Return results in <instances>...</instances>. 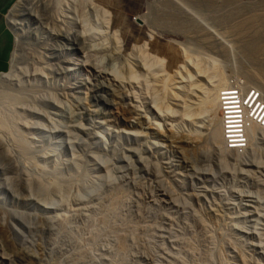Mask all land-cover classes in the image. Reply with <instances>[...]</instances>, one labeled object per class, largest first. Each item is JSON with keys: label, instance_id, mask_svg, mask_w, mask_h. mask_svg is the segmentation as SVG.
<instances>
[{"label": "rangeland", "instance_id": "rangeland-1", "mask_svg": "<svg viewBox=\"0 0 264 264\" xmlns=\"http://www.w3.org/2000/svg\"><path fill=\"white\" fill-rule=\"evenodd\" d=\"M171 1L181 16L168 0H22L11 9L16 42L0 90L20 99L0 106L15 119L0 125V264H264V130L252 134L247 154L223 153L204 110L185 120L181 104L200 65L264 90V55L251 53L253 30L264 44V23H252L264 0ZM241 26L248 31L240 35ZM129 61L140 77L131 95L151 124L134 117L129 94L112 104L104 91L110 76L130 78ZM177 64L186 81L172 88L177 99L164 100L148 70L159 78ZM171 124L198 129V140ZM109 181L121 194L113 207Z\"/></svg>", "mask_w": 264, "mask_h": 264}, {"label": "bare ground", "instance_id": "bare-ground-1", "mask_svg": "<svg viewBox=\"0 0 264 264\" xmlns=\"http://www.w3.org/2000/svg\"><path fill=\"white\" fill-rule=\"evenodd\" d=\"M22 1V0H21ZM21 1L15 6V8L17 7V6H19L20 5V3H21ZM169 2H168V7L170 6V7H172L171 9H177L178 11H180V12H177L178 13V16L180 15L181 16V13L183 14L184 13V8H181V7H179V6H176L171 0H168ZM214 2V1H213ZM172 5V6H171ZM162 8V7H161ZM170 9V10H171ZM176 10V11H177ZM176 11H174V12H176ZM171 12H172V10H171ZM168 14V13H167ZM163 15V14H162ZM166 15V14H165ZM172 15V14H171ZM260 15V14H259ZM251 16V15H250ZM255 16V15H254ZM257 16V15H256ZM139 17V16H138ZM176 17V16H175ZM185 17H187L186 15H185ZM15 18V17H14ZM170 18V17H169ZM174 18V17H173ZM172 18V19H173ZM254 18V17H253ZM161 19V18H160ZM159 19V20H160ZM172 19H170V20H172ZM15 20V19H14ZM164 20H166V19H164ZM163 20V21H164ZM243 20V19H242ZM245 20V19H244ZM249 21V20H248ZM257 21H260V22H262V23H264V14H262L260 17H258V18H254V21L252 22V23H255V22H257ZM166 23H167V21H165ZM246 22V21H245ZM165 23V24H166ZM168 23H171V21L170 22H168ZM177 23V22H176ZM238 23V22H237ZM242 23V22H241ZM163 24V23H162ZM184 21H182L181 22V24H179V25H181V27H184ZM187 24V23H186ZM192 24V23H191ZM262 25V24H261ZM238 26V25H237ZM260 27V26H259ZM188 28V27H187ZM242 28V26L240 27V35L243 33V32H245V31H248V30H243V28ZM250 28V27H249ZM247 29V28H246ZM237 31V30H236ZM72 32V31H71ZM75 32H77V31H75ZM253 32L254 33H252V37L254 36V37H256V40L257 41H254L255 39H253V41L254 42H252V47H251V49H252V51L253 52H251V51H248V52H251V53H253V54H262V55H264V44H261L263 41V39H257L258 37L259 38H261V36H256L257 34H258V32H259V30H257V29H255V30H253ZM260 33V32H259ZM264 34V33H263ZM77 39L78 40H80V41H83L82 39L84 38L85 39V41H86V34H85V32L84 31H81V30H78V33H77ZM239 36V35H238ZM250 36V35H249ZM242 37V36H241ZM251 37V38H252ZM250 39V38H249ZM250 44V43H249ZM16 45H18V44H16ZM18 48V47H17ZM143 51V50H142ZM146 53V52H145ZM146 55V54H145ZM151 55V54H150ZM141 56V55H140ZM152 56V55H151ZM156 57V56H155ZM146 58H149V56L148 57H146ZM145 58V59H146ZM152 58L154 59V57L152 56ZM152 58H150V59H152ZM160 57H158V59H157V57L155 58V61L157 60H159L157 63H159L160 65L162 64V63H164L163 62V59L162 58H160ZM188 58H189V56H188ZM186 59V58H185ZM193 59V58H192ZM188 60V59H187ZM191 60V59H190ZM132 61V60H131ZM147 61V60H146ZM199 61V60H198ZM133 62V61H132ZM132 62H128V63H130V66H129V68H130V71H129V75H128V78H129V76H130V74H131V76H133V77H131L130 76V78H132V79H128V80H124L121 76H110L109 78H108V80H104L105 82H104V85H103V88H104V91H105V93H106V95H109L110 96V99L112 100V101H110V102H112V104L116 101L115 100V98H117L118 97V94H120L121 95V93H123V94H129V96H130V100H133L134 102L132 103V106H130L131 107V110H135V115L136 116H134V117H138L137 119H139V118H141L142 119V121L144 120V121H147L148 122V116H147V112H148V114H149V110H147V112L145 111V109L144 108H138L139 106H137V104H138V102H137V104H136V101H135V99L133 98V97H135L136 96V93H135V96H133L132 97V95L134 94H132L131 95V92H133L132 90L134 89L132 86H128V85H133L134 86V80L136 79V77L138 76H135V74H134V71H135V69H134V64L132 63ZM143 62V61H142ZM145 62V61H144ZM150 62V61H149ZM156 63V64H157ZM202 63V62H201ZM127 64V63H126ZM145 65V67H147L148 69H151V63H149L148 64V62H146V63H144ZM158 64V65H159ZM207 64V63H206ZM154 65V64H153ZM184 66V65H183ZM201 66V65H200ZM199 66V68L196 70L197 71V74H198V72L200 73L199 75H201V76H199V75H197L198 76V80L196 81V82H194V78L192 79V77L191 76H189V75H191L190 74V72H193V71H190L188 68H187V70L189 71V73L187 74L186 72V74L189 76V77H191V78H189V79H191V80H193V82L194 83H188V85L190 86L189 88L191 89V87H192V89L190 90L189 89V93H188V90H186L185 91V93L187 92L188 94L187 95H185V96H187L186 97V99L185 100H183L184 101V103H182L181 101H178V103H180L181 102V104H183L184 105V110H185V113H183L184 114V118H185V120L189 117H187L186 118V115L185 114H187V113H189V112H191V110H192V112H193V109L195 108V109H197V108H200V110L201 109H203L204 111L203 112H205L206 113V117H207V120L206 121H208V126H206V127H208L206 130H208V133L210 134V138L214 141V142H216L217 144H219L220 146H221V148H220V150H222V152L224 153V150L226 149L225 148V146H224V141H223V136H222V127H221V120H220V116H219V92H220V90L223 88H221V86H223V85H225L226 83H227V77L225 76V74H224V71L223 70H221L220 68H218V66H216L215 65V70L214 71H207L208 69L206 68V69H204L205 67V65L203 66V67H200ZM177 68L174 70V72L173 73H168V72H166V71H163L162 69L160 70L159 69V71H162V73L159 75V73H158V75H159V78L157 77V76H155L154 75V73L156 72L155 71V69H154V71L152 70V71H149L148 70V73H150L151 74V77H152V79H153V84H151V82H150V80H146L145 81V83H149V85L150 86H153L152 88H154L155 87V89H157V87H159V89H161V91L163 92V93H165L164 94V96H163V99H164V97L166 96L167 97V95H168V97H170V98H172L173 100H175V99H177V95H176V93H175V91L172 89V88H177V84H178V82L180 81V79H182V81H186V80H184V78L186 77H182L181 78V75H182V73H184V71L182 70V69H186V68H179V64H177V66H176ZM197 67H198V65H197ZM158 68V67H157ZM212 68V67H211ZM193 69V68H192ZM195 69H196V67H195ZM186 70V71H187ZM194 70V69H193ZM128 71V70H127ZM142 71V70H141ZM144 71V70H143ZM183 71V72H182ZM187 71V72H188ZM154 72V73H153ZM195 72V71H194ZM109 74H112V73H109ZM143 74V73H142ZM186 74H184V75H186ZM113 75V74H112ZM6 76H7V74L5 75V74H3V75H1L0 76V83H2V82H4V81H6L7 80V78H6ZM146 76V75H145ZM150 76V75H149ZM192 76H193V74H192ZM197 76H196V78H197ZM139 77V76H138ZM137 77V78H138ZM195 77V76H194ZM199 77H201L200 78V80H199ZM135 78V79H134ZM140 78V77H139ZM187 78V77H186ZM208 78H210V80H208L207 81V79ZM260 78V77H259ZM146 79V78H145ZM150 79V78H149ZM138 80V79H137ZM144 80V79H143ZM206 80V81H205ZM149 81V82H148ZM181 81V82H182ZM188 81V80H187ZM230 81H237V82H243V81H241V80H238V79H232V80H230ZM229 81V82H230ZM135 82H136V80H135ZM139 81H137V83H138ZM160 82V83H159ZM181 82H179V84L181 83ZM136 83V84H137ZM140 83V82H139ZM138 83V84H139ZM143 83H144V81H143ZM144 83V84H145ZM183 83H185V82H183ZM138 84L136 85V88L137 87H141V84H140V86H138ZM146 85V84H145ZM144 85V86H145ZM182 85V84H181ZM180 85V86H181ZM185 85V84H184ZM148 86V85H147ZM135 87V86H134ZM184 87V86H183ZM221 88V89H220ZM138 89V88H137ZM140 89V88H139ZM145 89H146V87H145ZM154 89V90H155ZM182 89V86H181V88H180V90ZM220 89V90H219ZM143 90V89H142ZM147 90H149V88L147 89ZM158 90V89H157ZM184 90H185V88H184ZM183 90V91H184ZM219 90V91H218ZM135 91V90H134ZM151 91V90H150ZM161 91H160V93H161ZM176 91H178V90H176ZM18 92V91H17ZM136 92V91H135ZM146 92V91H145ZM159 92V91H158ZM160 93H158V94H160ZM180 93H181V91H180ZM184 93V94H185ZM17 94L18 93H16L15 92V94L14 93H12V92H4V91H1L0 90V106L1 107H3V108H5V107H7V106H9V108L8 109H11L10 108V105H9V101L8 100H6V102L4 103V98H6V97H12L14 100H15V105L19 102V99H20V97L19 96H17ZM152 94V93H151ZM178 94V93H177ZM142 95V94H141ZM155 95H157V94H155ZM179 95V94H178ZM146 96H148V94L146 95ZM153 96V95H152ZM137 97L139 98V93H138V95H137ZM136 97V98H137ZM149 97V96H148ZM153 98H154V96H153ZM22 99V98H21ZM109 99V100H110ZM146 99V98H145ZM168 99V98H167ZM180 99V98H179ZM165 100V99H164ZM129 101V100H128ZM138 101V100H137ZM142 101H143V99H142ZM146 101V100H145ZM169 101V100H168ZM174 102V101H173ZM172 102V103H173ZM4 103V104H3ZM129 103H131V102H129ZM129 103H128V106H129ZM167 103V102H166ZM126 105H127V102L125 103ZM139 105V104H138ZM141 105V104H140ZM143 106V105H142ZM151 106H152V108H153V110L156 112V113H158V115H160V118L161 117H163V119H164V117H165V119L167 118L168 119V117H169V115L168 114H166L164 111H166L165 109L166 108H164L163 107V105L161 104H159L158 102H156L155 100H154V103L152 102V104H151ZM88 107H91V106H86L85 107V109L86 108H88ZM128 108V107H127ZM168 108V107H167ZM142 109H144V110H142ZM130 110V111H131ZM150 110H151V108H150ZM152 110V111H153ZM168 110V109H167ZM4 110H2V109H0V125L2 126V124H3V122L5 121L4 120V118L5 119H7V120H11V122L13 121V119H14V116H12V115H14V114H12V112L10 113V112H7L8 113V115H10V116H12V117H8V118H6L7 116H6V113L5 112H3ZM9 111H11V110H9ZM129 111V112H130ZM145 111V112H144ZM194 111H196V110H194ZM198 109H197V115H198ZM202 111V110H201ZM201 111H199L200 112V114H204V113H201ZM168 112V111H167ZM87 113L88 114H92L91 116H100V115H102L103 113L100 111V110H97V109H95V108H93L92 109V107L91 108H89L88 110H87ZM165 113V114H164ZM195 113V112H194ZM195 113V114H196ZM132 114H133V112H132ZM133 114V115H134ZM195 114H193L194 116L193 117H195V118H197L196 117V115ZM132 115V116H133ZM168 117H167V116ZM103 116V115H102ZM131 116V117H132ZM173 116V115H172ZM183 116V115H182ZM133 117V118H134ZM10 118V119H9ZM135 118V119H136ZM134 119V120H135ZM141 119H139V120H141ZM180 119V118H179ZM15 120V119H14ZM149 120H150V118H149ZM181 120H183V119H181ZM191 120H194L195 121V119L194 118H192L191 117ZM168 121V120H167ZM166 121V122H167ZM171 121V120H170ZM184 121V120H183ZM188 121V120H187ZM11 122H10V124H11ZM132 123H134L133 122V120L131 121ZM135 122H137L136 120H135ZM196 122V121H195ZM143 123V122H142ZM148 123H150V122H148ZM173 123V122H172ZM151 124V123H150ZM168 124H170L169 122H168ZM167 124V125H168ZM6 125V124H5ZM7 125H8V123H7ZM14 125V124H13ZM136 125V124H135ZM204 125V124H203ZM4 126V125H3ZM133 126V124L131 125V127ZM158 126H159V124H158ZM171 126V127H170ZM169 127L171 128V130H173V129H175L174 131H176V133L178 132V136L180 135L183 139H191V140H193V139H197V136L199 135L198 133H199V131H198V129H197V135H196V131H182L181 132V130L180 129H177L178 127H177V125H175V124H171ZM3 128H5V127H3ZM259 127H257L256 125L255 126H253L251 129H250V131H249V135H250V138H251V142L250 143H248V145H249V147H248V150L244 153V154H242V153H239V152H237V151H234V153H238V154H241V155H245V154H247L248 152H249V150L251 149V143H252V134H255L254 132H256L255 130L256 129H258ZM125 129V128H124ZM259 129H261V128H259ZM4 130H9V125H8V127H6ZM128 131H129V129H127ZM170 130V129H169ZM170 130V131H171ZM262 130V129H261ZM3 131V130H2ZM133 131V130H132ZM134 131H135V129H134ZM133 131V132H134ZM123 132H126L127 133V131H123ZM136 134H135V136L136 137H138V134H139V132L137 133V132H135ZM172 134H173V132H171ZM130 133H127L126 135H129ZM133 134V133H132ZM132 134H131V136H132ZM175 134V133H174ZM124 135V134H123ZM177 135V134H176ZM20 137L19 138H17L16 139V141H15V143H16V146H17V148L22 152V153H27L28 151H29V149H30V144L27 142V140L23 137V135H19ZM130 136V135H129ZM130 136V137H131ZM179 136V137H180ZM209 136V135H208ZM174 137H176V136H174ZM129 138V137H128ZM173 138V137H172ZM178 138V137H177ZM198 140V139H197ZM196 141V140H195ZM227 151H229V152H233V151H231V150H228V149H226ZM221 152V153H222ZM222 153V154H223ZM221 154V155H222ZM223 156V155H222ZM78 166V165H77ZM108 178H110L109 180L111 181L112 180V178H111V176H110V174L108 175ZM109 181V182H110ZM168 191V190H167ZM166 191V192H167ZM106 193V192H105ZM109 194V196H110V198L112 199V207H113V205H115L116 203L115 202H117L119 199H120V196H121V194H120V192H119V188H118V186H116V184H114V183H112V182H110L109 183V190H108V192H107V195ZM166 195V194H165ZM105 197V196H104ZM113 200L115 201V202H113ZM113 203H115V204H113ZM109 207V206H108ZM112 207H109V208H111L112 209ZM115 207V206H114ZM111 209H108V211L107 212H109ZM107 210V209H106ZM105 212V211H104ZM103 212V213H104ZM111 212V211H110ZM109 213H107V214H105V217H104V219H103V222L104 223H106L107 224V226H108V224H109V226H110V223H109V221H110V219H108L109 218V215H108ZM104 216V215H103ZM102 216V217H103ZM105 225V224H104ZM135 230V229H134ZM128 232V231H127ZM131 233V232H130ZM129 235V234H128ZM120 236L121 237H123V240H124V242H123V244H121L122 245V248H124L125 246H126V237H127V234H125V236L123 235V233H121L120 234ZM175 238V237H174ZM120 240H121V238H120ZM121 242H122V240H121ZM241 255V254H240ZM3 259H6L5 257H2Z\"/></svg>", "mask_w": 264, "mask_h": 264}, {"label": "built area", "instance_id": "built-area-1", "mask_svg": "<svg viewBox=\"0 0 264 264\" xmlns=\"http://www.w3.org/2000/svg\"><path fill=\"white\" fill-rule=\"evenodd\" d=\"M219 112L225 148L244 154L251 142L250 129L256 125L264 130V90L230 81L219 92Z\"/></svg>", "mask_w": 264, "mask_h": 264}, {"label": "crops", "instance_id": "crops-1", "mask_svg": "<svg viewBox=\"0 0 264 264\" xmlns=\"http://www.w3.org/2000/svg\"><path fill=\"white\" fill-rule=\"evenodd\" d=\"M21 0H0V74L10 67L16 36L9 26V13ZM12 12V11H11ZM0 75V76H1Z\"/></svg>", "mask_w": 264, "mask_h": 264}]
</instances>
